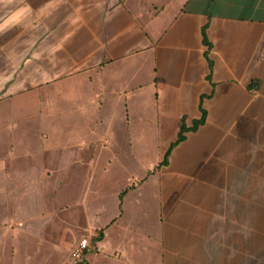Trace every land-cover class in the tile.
Returning a JSON list of instances; mask_svg holds the SVG:
<instances>
[{"label": "crops", "instance_id": "crops-1", "mask_svg": "<svg viewBox=\"0 0 264 264\" xmlns=\"http://www.w3.org/2000/svg\"><path fill=\"white\" fill-rule=\"evenodd\" d=\"M79 99L86 182L125 173L89 262L264 264V0H0V111L47 143Z\"/></svg>", "mask_w": 264, "mask_h": 264}, {"label": "rangeland", "instance_id": "rangeland-1", "mask_svg": "<svg viewBox=\"0 0 264 264\" xmlns=\"http://www.w3.org/2000/svg\"><path fill=\"white\" fill-rule=\"evenodd\" d=\"M66 103L60 106L71 110L69 116L55 122L44 120L51 139L47 143L43 142L47 136L39 135L37 119L31 122L16 116L23 114L24 109L3 107L0 111V264H83L73 260V248L87 238L88 252H97L99 241L93 238L98 229L92 228L105 227L116 216L115 184L125 173L114 167L107 173L96 168L92 173V180L96 181L86 182L88 162L74 159L80 154L77 146L81 144L77 143L94 138L88 135L87 127L94 121H85L79 112L83 100ZM17 121L21 125L14 130L10 126ZM69 141L73 145L67 149L64 145ZM58 145L63 147L58 149ZM129 165L136 167L135 162ZM106 176L114 179L100 182ZM86 204L90 209H86ZM113 241L111 236L104 250H111ZM84 260L87 264H103L95 256L90 262L86 257Z\"/></svg>", "mask_w": 264, "mask_h": 264}, {"label": "trees", "instance_id": "trees-1", "mask_svg": "<svg viewBox=\"0 0 264 264\" xmlns=\"http://www.w3.org/2000/svg\"><path fill=\"white\" fill-rule=\"evenodd\" d=\"M204 43L208 46V49L211 47V43L208 37L206 36V27H204ZM206 56L207 57L209 56V50L206 51ZM206 117H207V111L204 108H202L201 118L194 120L192 126H187L186 118L185 117L182 118L181 127H180V131H179L177 139L170 144L169 148L167 149L164 155V159L160 162L158 166H156V169L160 168L161 166L167 165L169 163V157L172 154V151L185 139L186 133L189 131H196L202 124L205 123ZM124 192L120 194L121 201H122ZM120 208H121V204H120ZM103 238H104V228L98 230V234L93 238V240L97 242V241H101ZM84 258H82L79 261L83 264H86Z\"/></svg>", "mask_w": 264, "mask_h": 264}, {"label": "built area", "instance_id": "built-area-1", "mask_svg": "<svg viewBox=\"0 0 264 264\" xmlns=\"http://www.w3.org/2000/svg\"><path fill=\"white\" fill-rule=\"evenodd\" d=\"M90 248V240L83 238L78 242V244L73 248L71 256L73 260H81L85 257L87 250Z\"/></svg>", "mask_w": 264, "mask_h": 264}]
</instances>
